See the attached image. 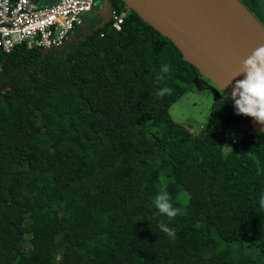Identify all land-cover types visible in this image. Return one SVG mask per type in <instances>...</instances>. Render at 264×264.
<instances>
[{
	"label": "trees",
	"instance_id": "obj_1",
	"mask_svg": "<svg viewBox=\"0 0 264 264\" xmlns=\"http://www.w3.org/2000/svg\"><path fill=\"white\" fill-rule=\"evenodd\" d=\"M107 1L120 30L90 13L59 48L0 55V264H264V133L228 97L198 134L175 123L169 109L201 75ZM164 87L172 94L157 96ZM235 125L248 130L225 152ZM163 191L176 209L186 202L171 220L154 203Z\"/></svg>",
	"mask_w": 264,
	"mask_h": 264
},
{
	"label": "water",
	"instance_id": "obj_2",
	"mask_svg": "<svg viewBox=\"0 0 264 264\" xmlns=\"http://www.w3.org/2000/svg\"><path fill=\"white\" fill-rule=\"evenodd\" d=\"M121 1L143 22L170 40L183 59L229 99L236 80L243 79L242 75L235 77L243 60L255 48L264 45V26L238 0ZM92 13L102 19L99 25L102 27L110 19L112 9L104 0ZM71 38L72 35L67 41ZM251 120L250 133L256 130L264 133V124L252 117ZM234 127L242 138L246 135L245 128Z\"/></svg>",
	"mask_w": 264,
	"mask_h": 264
},
{
	"label": "built area",
	"instance_id": "obj_3",
	"mask_svg": "<svg viewBox=\"0 0 264 264\" xmlns=\"http://www.w3.org/2000/svg\"><path fill=\"white\" fill-rule=\"evenodd\" d=\"M95 0H53L40 4V0H0V55L15 47L41 52L59 48L83 26L84 18L92 13ZM113 27L120 30L123 18L112 12ZM236 129L226 133L225 143L238 145Z\"/></svg>",
	"mask_w": 264,
	"mask_h": 264
},
{
	"label": "clouds",
	"instance_id": "obj_4",
	"mask_svg": "<svg viewBox=\"0 0 264 264\" xmlns=\"http://www.w3.org/2000/svg\"><path fill=\"white\" fill-rule=\"evenodd\" d=\"M169 72L170 66L168 64L161 65L159 72L156 74V82L159 83L164 80ZM241 75L243 79L236 80L230 97L236 112L238 115L252 117L260 124H264V45L255 48L243 60L241 69L235 77ZM172 92L173 89L164 87L156 95L164 97L166 94L171 95ZM154 203L159 213L166 215L170 220L178 215V209L173 207L171 198L166 191L159 193ZM260 207L264 208V196L260 199ZM159 227L170 238L175 237V228H171L164 223H161Z\"/></svg>",
	"mask_w": 264,
	"mask_h": 264
},
{
	"label": "rangeland",
	"instance_id": "obj_5",
	"mask_svg": "<svg viewBox=\"0 0 264 264\" xmlns=\"http://www.w3.org/2000/svg\"><path fill=\"white\" fill-rule=\"evenodd\" d=\"M104 0H95L94 7H100ZM124 15L125 12L123 11ZM118 51H105L101 52V57H106L108 54L110 56L116 57ZM217 98L227 99V96L216 86L212 81L201 76L196 79V81L191 86V90L186 93L179 101L171 106L169 109L170 118L177 124L185 127L189 132L193 134H198L201 127L205 125L207 118L210 113L213 101ZM29 117L25 116L24 121H29ZM248 127H245V131ZM236 138L241 139V135L236 132ZM230 143H225L224 151L227 152L231 149ZM185 199L178 207L179 212L184 211ZM70 205V203H68ZM248 236V231L246 229H241L239 231V237L244 239ZM30 244L35 245L41 242L40 236H34L30 239ZM245 260H241L244 263Z\"/></svg>",
	"mask_w": 264,
	"mask_h": 264
},
{
	"label": "flooded vegetation",
	"instance_id": "obj_6",
	"mask_svg": "<svg viewBox=\"0 0 264 264\" xmlns=\"http://www.w3.org/2000/svg\"><path fill=\"white\" fill-rule=\"evenodd\" d=\"M246 9H248L246 6L247 4H252L253 1L252 0H238ZM263 2V0H262ZM258 8V7H257ZM249 11V10H248ZM250 12V11H249ZM264 12V9H263ZM251 13V12H250ZM252 15V14H251ZM262 26H264V21L260 22L258 19H256Z\"/></svg>",
	"mask_w": 264,
	"mask_h": 264
},
{
	"label": "crops",
	"instance_id": "obj_7",
	"mask_svg": "<svg viewBox=\"0 0 264 264\" xmlns=\"http://www.w3.org/2000/svg\"><path fill=\"white\" fill-rule=\"evenodd\" d=\"M48 0H40V4H48Z\"/></svg>",
	"mask_w": 264,
	"mask_h": 264
}]
</instances>
